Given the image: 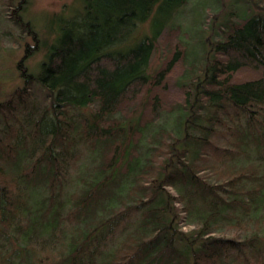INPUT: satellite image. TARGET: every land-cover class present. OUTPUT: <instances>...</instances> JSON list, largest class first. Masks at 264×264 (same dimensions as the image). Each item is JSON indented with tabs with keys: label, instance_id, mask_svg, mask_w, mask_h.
Listing matches in <instances>:
<instances>
[{
	"label": "trees",
	"instance_id": "1",
	"mask_svg": "<svg viewBox=\"0 0 264 264\" xmlns=\"http://www.w3.org/2000/svg\"><path fill=\"white\" fill-rule=\"evenodd\" d=\"M234 1L197 35L189 0H75L43 33L0 0L30 39L0 101V264H264V0Z\"/></svg>",
	"mask_w": 264,
	"mask_h": 264
},
{
	"label": "rangeland",
	"instance_id": "2",
	"mask_svg": "<svg viewBox=\"0 0 264 264\" xmlns=\"http://www.w3.org/2000/svg\"><path fill=\"white\" fill-rule=\"evenodd\" d=\"M74 1L75 0H31L27 8L26 17L30 18L34 22L36 28L43 33L45 31L44 27H46V24H44L46 19L48 21L51 19V14L60 12L64 8L68 10L71 5L73 6ZM238 4L240 7L243 5V3ZM234 5V0H189L187 5L181 7L180 13L172 17V21L181 24L187 32H195L197 35H204L207 31V29L202 27L204 26L205 18L208 16L205 21L206 24H208L213 15H217V13L220 14V11L225 13L231 10V7L234 9L235 7L238 8V5L235 7ZM218 19L219 18H216L217 22H219ZM148 24L145 26L146 30L149 29ZM6 30L11 31L13 35L12 37H6L5 33H2L3 38H1L2 41L0 40V101L5 100L16 86L23 83L22 77H20L19 71L17 70L18 61L23 55L24 43L30 40L28 37L25 38L23 34L18 32V28L3 15L2 11L0 12V32ZM191 46L194 48V52L202 53V47H200L201 43L198 39H193ZM160 49V46H158L154 54L153 60L156 65L160 62L162 57ZM42 56L43 54L39 52L29 58L27 61L30 68L36 69L38 61L41 60ZM257 151L259 150H255V148L251 150L253 158L258 157ZM8 244L10 245V242H8ZM9 245H7L4 239L0 238V247H5L4 250L7 249L9 251L10 257H14L12 254L13 247L10 246L8 248ZM7 250L6 252H8Z\"/></svg>",
	"mask_w": 264,
	"mask_h": 264
}]
</instances>
